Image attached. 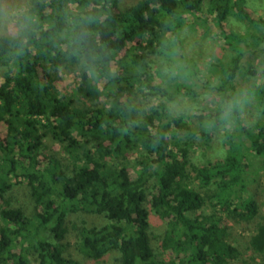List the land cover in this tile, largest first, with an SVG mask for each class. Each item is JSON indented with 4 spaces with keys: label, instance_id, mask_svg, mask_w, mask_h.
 I'll list each match as a JSON object with an SVG mask.
<instances>
[{
    "label": "trees",
    "instance_id": "trees-1",
    "mask_svg": "<svg viewBox=\"0 0 264 264\" xmlns=\"http://www.w3.org/2000/svg\"><path fill=\"white\" fill-rule=\"evenodd\" d=\"M203 3L140 0L122 8L120 0H33L35 28L0 37V264H30V254L39 264H79L59 243L69 215L108 221L79 230L78 252L92 262L117 252L119 264H239L226 225L252 224L259 215L245 197L247 153L264 158V125L247 127L240 113L221 118L222 101L256 77L246 55L250 64L258 56L243 50L245 35L227 33L224 24L229 17L247 28L264 20L253 19L243 0L209 1L207 13L233 53L209 86L177 55L185 18L204 13ZM263 42L253 36L251 49ZM60 70L78 73L71 96L57 89ZM261 88L248 90L264 117ZM180 97L212 104L172 115ZM221 127L223 158L199 165L194 156ZM47 139L62 159L46 154ZM21 184L32 216L7 198ZM152 215L164 226L158 245ZM248 250L264 260V221Z\"/></svg>",
    "mask_w": 264,
    "mask_h": 264
},
{
    "label": "rangeland",
    "instance_id": "rangeland-1",
    "mask_svg": "<svg viewBox=\"0 0 264 264\" xmlns=\"http://www.w3.org/2000/svg\"><path fill=\"white\" fill-rule=\"evenodd\" d=\"M32 1L33 0H31V2ZM138 1L140 0H120V6L122 8H127L136 4ZM209 1L210 0H204L202 6L204 13L198 15L199 19L197 16H186L184 26L180 32V45L177 55L183 57L185 61H187L186 67L195 70L196 77H198L201 83H207L209 86H213L217 82L216 78L221 77L219 72L221 66L229 62L233 53L224 42V37L220 34V29L213 22L212 17L207 13ZM243 1L253 19L264 20V0ZM262 25L257 27L251 25L247 28V26L233 17H229L224 24V29L227 33L240 34L247 37V48L245 47L243 50L248 49V52H257L256 54L258 56L253 59L251 64L247 60L248 55H246L247 57L244 60L245 68L248 69L250 65L256 73V77L248 75L244 87L247 89L252 88L257 92L260 87L264 89V42L255 49L251 48H253V36L260 40H264V24ZM3 36L5 35L0 34V37ZM174 59L177 62V69L173 70L179 74L180 72H178V69L181 63L178 57H174ZM153 60L157 65L161 63L159 59L153 58ZM169 71L170 69H167L166 73ZM178 80L183 81L177 79V81ZM1 81L2 71H0V83ZM79 84L78 73L76 71L60 70V72H58V82L56 86L61 93L71 96ZM251 96V103L245 106L243 112L240 113V117L245 126L253 128L258 124L264 125V117L261 112L256 109L255 95ZM210 104H212V100H209L207 97H199L196 100H191L188 97H180L175 104L170 106L171 114L188 117L201 113V111L208 108ZM144 105L146 108V103ZM195 123L197 125L198 122L196 121ZM225 129L226 127H221L218 130L217 134L214 135L212 141L209 143L205 153L199 152L198 155L194 156L199 165L208 160L215 161L223 158L226 152L223 144ZM45 145L48 148L46 151L47 155H55V157L62 159V151L57 144L47 139L45 140ZM247 155L250 161V170L246 176L247 191L245 197L257 203L259 215L252 224L242 223L236 225L234 223H228L226 228L230 231V243L240 252L239 264H264L262 258L253 255V253L248 250L249 240L254 233L256 225L264 221V158L254 157L249 153H247ZM131 176L133 179L135 178V171H131ZM7 198L12 207L23 208L28 216L34 214L29 190L25 184L16 185ZM106 224H108V221L102 216L69 215L66 221L67 234L65 239L59 242L66 248L65 257L79 264H119V254L117 252H110L100 262H92L81 256L77 249L79 244V230L82 228V225H85V227H102ZM163 228V224L158 222L156 217L153 216L151 220V240L153 245H158L163 234ZM49 238L53 243H56L53 237L49 236ZM47 240L50 241L49 239ZM165 258L168 259L169 257L166 256ZM28 260L30 264H39L35 254H30Z\"/></svg>",
    "mask_w": 264,
    "mask_h": 264
},
{
    "label": "clouds",
    "instance_id": "clouds-1",
    "mask_svg": "<svg viewBox=\"0 0 264 264\" xmlns=\"http://www.w3.org/2000/svg\"><path fill=\"white\" fill-rule=\"evenodd\" d=\"M37 23L31 0H0V34L12 38L25 37ZM251 100L247 88L236 91L222 101L221 118L231 120L234 114L243 112Z\"/></svg>",
    "mask_w": 264,
    "mask_h": 264
}]
</instances>
